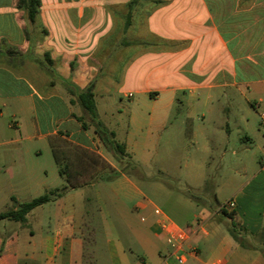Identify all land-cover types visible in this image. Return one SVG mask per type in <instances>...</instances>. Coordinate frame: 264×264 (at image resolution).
Wrapping results in <instances>:
<instances>
[{
    "label": "crops",
    "instance_id": "obj_1",
    "mask_svg": "<svg viewBox=\"0 0 264 264\" xmlns=\"http://www.w3.org/2000/svg\"><path fill=\"white\" fill-rule=\"evenodd\" d=\"M17 2L0 0V16L8 9L15 19L14 9L25 14ZM153 2L41 0L40 21H0V186L25 176L32 187L25 160L30 153L56 149L71 160L59 197L32 210L24 223L7 220L18 237L30 230L20 244L0 235V249L3 244L10 254L0 264L18 262L29 245L38 249L40 264H162L169 251L154 213L159 207L146 198L137 176L117 174L115 154L78 102V91L89 87L98 120L114 138L106 122L118 118L117 95L129 100L121 106L130 129L134 122L149 125L157 139L167 132L177 95L187 97L179 102L191 106V114L181 117L191 121L190 143L222 155L218 167L232 172L227 185L234 188L235 209L227 212L232 217L207 210L183 192L169 199L174 214L164 215L190 230L187 248L197 251L185 264H264L256 246L261 237L264 245V133L256 127L264 125V0ZM138 3L149 5L146 21H135ZM130 133L122 142L126 155L138 148ZM108 168L116 173L106 177ZM43 185L42 179L33 185L45 189L38 197L60 189ZM130 192L143 199L127 204ZM10 199L15 210L25 203L16 194ZM43 224L49 230L36 240L31 227ZM100 231L107 240L104 259L97 249Z\"/></svg>",
    "mask_w": 264,
    "mask_h": 264
},
{
    "label": "rangeland",
    "instance_id": "obj_2",
    "mask_svg": "<svg viewBox=\"0 0 264 264\" xmlns=\"http://www.w3.org/2000/svg\"><path fill=\"white\" fill-rule=\"evenodd\" d=\"M152 1L155 2L157 0ZM145 4L146 7L144 8V4H137V16H135V21H146L150 8L149 5L147 6V3ZM13 12L17 14V21H29L26 14H22L19 10L14 9ZM3 13L4 16H0V21H16L11 10L8 9ZM139 13H141V15H139ZM136 37H141L139 32ZM121 97L122 96L117 95L115 100L116 104H119V113L116 114V117L118 118H115L113 121L110 117L111 122H106L107 126L111 127V130L115 132L116 137L113 138L110 135L111 133L106 131L107 134H105L104 142L109 140L122 144L127 138V133L130 131L132 139L138 144V148L134 149L136 154L130 153L126 156H117L115 154L114 161L119 167V172H117V174L121 175L122 173H125L137 176L141 181L139 187L144 192L146 198L155 203L156 206L161 208L167 215L170 213L173 215L175 210L174 202H171L169 199L182 195L181 192L197 199L196 203L207 210L215 211L219 209L223 211L224 208L226 212L231 211L227 204L231 201L230 198L234 188L228 186L227 183L228 179L232 177V172L230 170H224L222 167H218V163L222 160V155L208 154L203 150H197L192 147V144L190 143L192 140L191 121L181 122V117L183 115L186 117L187 114H191V106L189 107L187 102H184L183 105L179 102L180 100H185L187 97L182 93L177 95V100L179 101H176L175 105H173L167 125V132L169 131V133L171 132L172 134L168 135L166 134L167 132H165L162 137L160 138L159 136L158 139V134L155 133L149 125H146L145 127V125H137L134 122L130 129L128 115L123 111V107L121 106V104L128 106L129 100L126 98L122 99ZM163 99L164 97L162 96V100ZM121 113L124 114L119 115ZM119 116L122 117L121 120H119ZM180 125L182 126L181 130H179ZM256 127H260V130L264 133V125L261 127L257 124ZM96 128L97 126L95 129ZM177 130L179 131L178 133ZM154 141H157V144ZM40 146H44V144H41ZM104 146L106 150L108 149L113 153L106 143H104ZM106 155H108L107 151ZM96 159L92 160L101 164V159ZM25 160L30 169L26 170V172L31 175L30 185H32V187L27 184V181H25L27 179L25 176L16 178L13 186L1 185L0 199L2 198L3 200H0V214L12 209L11 207L14 204L10 199L12 194H16V196L21 198L25 203L32 201L35 197L38 198L39 194H43V190L45 189L41 190L40 188L37 190L33 187L38 179L44 180V188L63 189L64 186L67 185V182H65L63 178L64 176L60 174L61 166L64 168L67 166L69 168L71 164L70 157L68 158V154L65 152L60 151L59 154L56 155L54 152L46 149L41 155H36L34 153L26 155ZM257 160L259 161V156H257ZM203 166L205 167L204 169H202ZM113 173H116V171L108 168L103 175L107 177ZM201 176H204V178ZM106 177L102 182H108ZM147 177L150 178L148 179ZM183 179L188 181L193 188L185 185L182 181ZM160 184L162 185L161 187L166 189L167 193L159 191L157 185ZM29 187H31V190H29ZM95 189L96 188L92 190L87 189L85 192L93 194L95 193ZM124 193L127 195V190L124 191ZM125 199L127 204L134 205L143 198L141 195L137 196L133 192H130L129 198ZM90 206L88 210H93ZM41 213L42 211L39 212V214ZM192 214L193 212H191V215ZM221 215H223V213ZM223 218H225V215ZM12 225L15 224L7 220L0 221L1 238L5 242L15 241L20 244V240H24L25 237L29 235L30 228H25V230L21 232L20 237H18L13 231ZM6 226L7 228H5ZM31 228L36 231V240L45 235L49 230L46 228L45 224L33 225ZM124 236L121 235V238L123 243L126 244L125 242L127 241V238L126 236L124 238ZM261 239L262 237L259 238V241L257 240L256 246L259 248V253L264 257V245ZM97 240V249L104 259L107 251L105 232L100 231ZM139 247V245L134 243L135 253H138L137 250ZM4 248L5 247L2 244L0 249V259L6 260L7 255L9 256L10 254L5 253ZM19 256V261L12 264H40L41 261L38 249L34 248L32 245H29L28 248L22 247L19 251Z\"/></svg>",
    "mask_w": 264,
    "mask_h": 264
},
{
    "label": "trees",
    "instance_id": "obj_3",
    "mask_svg": "<svg viewBox=\"0 0 264 264\" xmlns=\"http://www.w3.org/2000/svg\"><path fill=\"white\" fill-rule=\"evenodd\" d=\"M18 8L23 10L27 16V19L31 22L40 21V8H41V0H19L18 2ZM46 33V31H44ZM78 102L80 106L89 114L92 121L95 122L97 128L96 132L99 134L101 140L104 142V137L106 131H104L103 124L98 120V113H97V107H96V101H95V94L93 92L92 87H89L83 91H78ZM105 132V133H104ZM114 138V134H110ZM107 137V136H106ZM106 145L110 147V149L113 151L114 154L117 156H125V146L123 144H119L116 141H109L107 140ZM60 151L56 150L54 153L57 155ZM60 160V159H59ZM60 174L62 176H68L69 175V168L66 166L65 168L61 166L60 168ZM66 190V187L63 189H56L49 191L45 193L44 195L33 199L32 201L28 203H24L21 205V209L15 210L11 209L4 213L0 214V220H11V221H17V222H26V216L29 214L32 210H34L37 207H40L44 204H47L54 200L55 198L59 197L64 191ZM224 213L227 214L226 210H224ZM230 217H232L231 214H227Z\"/></svg>",
    "mask_w": 264,
    "mask_h": 264
},
{
    "label": "built area",
    "instance_id": "obj_4",
    "mask_svg": "<svg viewBox=\"0 0 264 264\" xmlns=\"http://www.w3.org/2000/svg\"><path fill=\"white\" fill-rule=\"evenodd\" d=\"M227 206L230 207V210L235 209L233 201H230ZM154 213L161 218V221H159L160 230L166 234V242L169 247V251L163 257L162 264H168L169 259H174L176 264H185L187 256L197 252L196 249L187 248L192 236L190 230L175 225L166 218L163 211L159 208H156Z\"/></svg>",
    "mask_w": 264,
    "mask_h": 264
}]
</instances>
